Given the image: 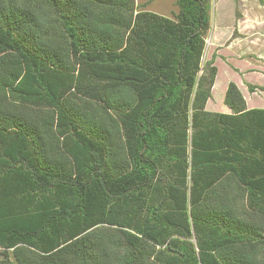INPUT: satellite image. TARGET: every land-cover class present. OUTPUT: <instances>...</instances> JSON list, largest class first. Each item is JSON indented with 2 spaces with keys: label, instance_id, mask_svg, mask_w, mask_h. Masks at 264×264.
<instances>
[{
  "label": "trees",
  "instance_id": "1",
  "mask_svg": "<svg viewBox=\"0 0 264 264\" xmlns=\"http://www.w3.org/2000/svg\"><path fill=\"white\" fill-rule=\"evenodd\" d=\"M176 4L118 38L125 0H0V264H264V108L206 109L210 0Z\"/></svg>",
  "mask_w": 264,
  "mask_h": 264
},
{
  "label": "rangeland",
  "instance_id": "2",
  "mask_svg": "<svg viewBox=\"0 0 264 264\" xmlns=\"http://www.w3.org/2000/svg\"><path fill=\"white\" fill-rule=\"evenodd\" d=\"M125 2L133 7V11L115 15L116 27L112 33L118 38L124 36V28L118 25H126L138 10L168 17H173L178 11L176 0ZM210 5V27L205 35L201 65L214 57L217 73L207 109H226L223 97L230 81L239 86L249 104L264 106V0H210ZM34 12L36 29L41 37L69 65L67 40L56 17L43 7H35ZM248 85H252L253 90Z\"/></svg>",
  "mask_w": 264,
  "mask_h": 264
},
{
  "label": "crops",
  "instance_id": "3",
  "mask_svg": "<svg viewBox=\"0 0 264 264\" xmlns=\"http://www.w3.org/2000/svg\"><path fill=\"white\" fill-rule=\"evenodd\" d=\"M238 88H239V86H238ZM240 89V88H239ZM242 93V92H241ZM211 95H212V93H211ZM243 95V94H242ZM244 96V95H243ZM211 98V97H210ZM209 98V99H210ZM245 98V97H244ZM208 99V100H209ZM208 100H207V102H208ZM245 101H246V105H247V108H264V106L263 105H253V104H249L248 103V100L245 98ZM207 102H206V105H207ZM206 109H207V107H206ZM208 110V109H207ZM212 112H222V113H229L230 112V110L228 109V107L226 106V109L225 110H218V109H213L212 110Z\"/></svg>",
  "mask_w": 264,
  "mask_h": 264
}]
</instances>
